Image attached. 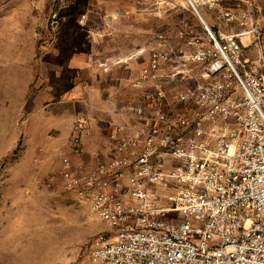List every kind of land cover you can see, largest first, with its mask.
I'll return each mask as SVG.
<instances>
[{"label": "built area", "instance_id": "2783aa9c", "mask_svg": "<svg viewBox=\"0 0 264 264\" xmlns=\"http://www.w3.org/2000/svg\"><path fill=\"white\" fill-rule=\"evenodd\" d=\"M186 2L196 23L181 19L117 61L147 54L131 82L140 93L124 104L128 122L112 125L92 166L71 156L83 153L87 116L73 121L61 154L65 195L105 227L92 242L97 264H264L261 9L257 0ZM54 5L51 32L69 6Z\"/></svg>", "mask_w": 264, "mask_h": 264}, {"label": "rangeland", "instance_id": "374dc122", "mask_svg": "<svg viewBox=\"0 0 264 264\" xmlns=\"http://www.w3.org/2000/svg\"><path fill=\"white\" fill-rule=\"evenodd\" d=\"M67 1L66 11H59L65 15L61 26L73 12L77 17L100 3L102 16L115 19L114 33L124 50L132 44L151 47L154 33L195 18L186 0ZM54 4L0 0V49L16 55L33 47L44 50L50 33H56L49 27L52 10L58 11ZM243 41L250 48L247 57L255 59L252 39ZM26 108L11 97L0 100V264H97L91 257L92 242L105 227L86 206L65 195L61 154L68 143L58 145L63 140L43 135V121H32L28 129Z\"/></svg>", "mask_w": 264, "mask_h": 264}, {"label": "crops", "instance_id": "0c3cea01", "mask_svg": "<svg viewBox=\"0 0 264 264\" xmlns=\"http://www.w3.org/2000/svg\"><path fill=\"white\" fill-rule=\"evenodd\" d=\"M257 3L264 28V0ZM224 7L232 4L224 3ZM87 8L77 17L73 12L58 32L50 33L44 50L33 47L27 54L16 55L0 49V100L11 97L18 105H26L28 129L32 121H43V135L63 140L58 145L68 143L67 152L73 121L87 116L90 121L82 134L83 153L71 156L74 162L90 167L91 153L103 144L112 125L128 122L124 104L140 93L131 82L138 78L147 54L117 63L145 47L132 44L122 49L114 33L115 19L102 16L100 3ZM201 12L211 26L226 28L219 25L213 11L202 8ZM81 15H85L83 21ZM130 50L136 52L129 55ZM104 63L106 71L100 66Z\"/></svg>", "mask_w": 264, "mask_h": 264}]
</instances>
